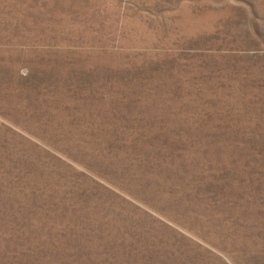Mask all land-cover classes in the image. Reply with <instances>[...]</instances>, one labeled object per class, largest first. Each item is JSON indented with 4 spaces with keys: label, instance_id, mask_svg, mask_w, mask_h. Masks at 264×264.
<instances>
[{
    "label": "rangeland",
    "instance_id": "obj_1",
    "mask_svg": "<svg viewBox=\"0 0 264 264\" xmlns=\"http://www.w3.org/2000/svg\"><path fill=\"white\" fill-rule=\"evenodd\" d=\"M0 264H264V0H0Z\"/></svg>",
    "mask_w": 264,
    "mask_h": 264
}]
</instances>
